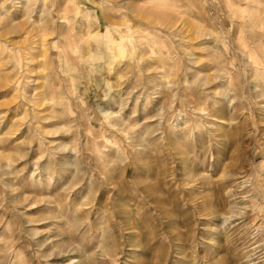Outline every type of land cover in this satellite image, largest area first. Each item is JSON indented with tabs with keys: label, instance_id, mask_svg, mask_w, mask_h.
Here are the masks:
<instances>
[{
	"label": "rangeland",
	"instance_id": "obj_1",
	"mask_svg": "<svg viewBox=\"0 0 264 264\" xmlns=\"http://www.w3.org/2000/svg\"><path fill=\"white\" fill-rule=\"evenodd\" d=\"M0 264H264V0H0Z\"/></svg>",
	"mask_w": 264,
	"mask_h": 264
}]
</instances>
